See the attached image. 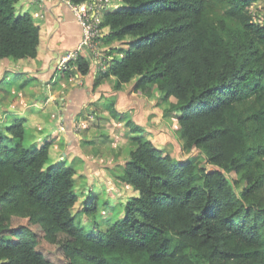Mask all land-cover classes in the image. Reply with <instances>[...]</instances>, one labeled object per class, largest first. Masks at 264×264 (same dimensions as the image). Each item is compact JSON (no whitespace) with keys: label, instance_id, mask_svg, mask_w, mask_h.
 Segmentation results:
<instances>
[{"label":"trees","instance_id":"1","mask_svg":"<svg viewBox=\"0 0 264 264\" xmlns=\"http://www.w3.org/2000/svg\"><path fill=\"white\" fill-rule=\"evenodd\" d=\"M121 1L103 16V39L129 47L121 58V46L107 50L114 58L100 77L115 76L116 89L134 82V91L160 92L205 162L176 159L129 118L137 135L118 178L137 194L101 224L105 201L85 190L86 230L74 213L77 168L52 161V141L28 143L25 118L0 123V264H264V23L252 11L259 0ZM19 2L0 0V60L38 55L40 26ZM69 64L90 71L84 54Z\"/></svg>","mask_w":264,"mask_h":264},{"label":"crops","instance_id":"2","mask_svg":"<svg viewBox=\"0 0 264 264\" xmlns=\"http://www.w3.org/2000/svg\"><path fill=\"white\" fill-rule=\"evenodd\" d=\"M20 5V10L33 14L36 23L40 26L41 41L38 55L35 58L19 60L4 58L0 60V123H10V117L25 118L26 140L36 146L41 145V136L52 135L51 154L55 155L53 151L58 150V155H61L59 158H51L54 162L66 160L78 169L74 161L78 156L76 150L79 149L80 152H83L84 157L82 155V158L86 161V165L89 161L103 165L104 158L85 152L82 146L75 147L73 145L71 140L73 133L79 129L76 134L74 133L79 145L84 143L85 146L91 147L90 149H96V145L103 143L102 141L96 142L95 137L92 136L98 127L103 126L97 121L99 116H105L104 126L109 122L108 129L119 128L131 131L130 127H126L125 121L113 118L109 103H105V99L114 98L110 106L114 105L120 113L126 115L129 113L132 115V120L142 125L138 123H142V121L136 119L132 112L135 109L141 111L139 95L149 96L134 91L132 89L134 82L130 84L131 87L125 83L120 89H116V77L112 75L101 78L103 70L95 63L90 64V71L87 74H82L75 66L69 64L72 73L64 74L66 68L62 69V58L77 48L82 39L83 30L74 12L65 0H20ZM108 32L109 28L105 27L100 47L107 56V61H110L114 58V54L107 50L112 45L120 47L123 43L116 42L107 45L103 37ZM13 73L16 78L7 82L10 85L8 89L1 87L7 76ZM158 93L160 102L161 94ZM109 132L116 134V131L109 130ZM135 135L137 133L132 131L123 135L122 143L124 142L125 148L131 145L129 152L133 145L132 137ZM120 140L121 138L118 136L112 139L115 144ZM119 148L121 147L114 148L119 156L114 160L117 159L122 164L119 168L123 171L127 159L123 162L124 158L119 153ZM63 151L64 153H62ZM98 151L101 150L98 149ZM98 160L101 163L97 162ZM111 167L114 169L113 166ZM119 182L121 181L119 180ZM89 190L91 189L87 188V192ZM134 192L137 194L136 190Z\"/></svg>","mask_w":264,"mask_h":264},{"label":"rangeland","instance_id":"3","mask_svg":"<svg viewBox=\"0 0 264 264\" xmlns=\"http://www.w3.org/2000/svg\"><path fill=\"white\" fill-rule=\"evenodd\" d=\"M121 4H122L121 0H114L111 9H115L119 7ZM20 6L21 5L19 2L17 4V7L20 8ZM252 11L261 15L264 18V1L259 0L256 3H254L252 6ZM129 39L130 38H128V40ZM124 42L121 45V47L115 52L117 58H121V56L124 53H126L129 47V44L126 41ZM15 76L16 75L14 73L9 74V76H7L5 82L2 84L1 87H6L8 89L10 85L7 82L10 81V79H13ZM131 83H128L127 86L131 87L130 85ZM126 93L128 94V92ZM139 96L141 98V100H139L138 98V101H140L141 111L135 109L137 111L132 110L133 111L132 114L135 115L136 119H140L142 121V123L141 122L138 123L143 125L140 126H142V128L144 129L145 136L154 140L159 147L170 152L173 155V157H175L178 160L195 159L201 162H205L204 157L199 149L197 148L190 149L187 146L185 139L181 136L177 121V116L174 113H169L165 111L164 107H162V105L159 103V97H158L159 93L157 92V90H154V92L151 95H148L149 97H146L144 95H139ZM112 99L114 98H106L104 102L109 103L108 105L112 111V116L113 118L117 119L113 114V110H115L116 108L114 107V105L110 106V103L113 102ZM104 117L105 116L102 117L99 116L97 118L98 119L97 121H99L103 126L101 128L98 127V130L95 132V134L92 135L95 137L96 142L98 141L103 142L102 144L96 145V149L95 148L90 149L91 147L85 146L84 143H82V145H79V142L77 141V137H75L76 132L79 131V129L77 128H76L77 131H75L74 132L75 134L73 133L71 137V140L73 141V145L75 147L82 146L85 149V152L96 154L95 156H99V157L101 156L100 158H104L103 159L104 163H102L103 165H97L90 161L87 162L86 165V161L82 158L83 152L82 151L80 152L79 149H78L79 151L76 150L78 156L74 162L78 167L76 182L78 185L77 190L79 194V200L75 205L74 213L77 214V219L78 220L80 219L81 224L85 226L86 230L90 229V225H91L89 222L90 219L87 218L86 215H83L81 213V209L84 207L87 197L89 198V195L85 193V190L87 192V188L88 189L90 188L94 192V194L98 195V198L100 199L101 203L102 201H105V203L104 202L102 203L103 206L101 205V207L105 210V212L102 213V216H100L99 219L101 224H105L109 218L116 219L117 217H119L123 213V207L125 206L127 199L135 194L134 192L135 190L133 187H128L126 184L119 182L118 173L121 172L119 167L122 164L118 162L117 159L114 160L115 158L119 157L118 153L116 152V150H114V148L119 146L121 148H119L118 151L124 158L123 162L125 161V159L129 157V149L131 145L125 148L124 146L125 144L124 142L122 143V139H123V135L126 134V132L131 133V131H124V129H119V128L108 129L107 125H109V122L107 123L106 126H104L106 123V118ZM15 118L10 117V121L14 120ZM129 118H132V115H129V113H127L126 117L123 120L127 122ZM102 119L104 120L100 121ZM93 121L95 122V119ZM97 121L96 123H98ZM127 126L128 124L126 125V127ZM109 130L116 131V134L109 132ZM115 136L121 138V140L118 141L117 144L113 143L112 141V139H115ZM52 139H53L52 135L46 134L44 136H41L40 141L41 144H43L47 140H52ZM98 149H100L101 151L99 152ZM64 151L62 153H64ZM58 152H59L58 150H54L53 153L56 155V157L55 155L51 154V158L52 159L53 157L59 158L61 155H58ZM97 162L101 163L100 160H98ZM69 164H71V162H69ZM110 165L113 166L114 169H112ZM205 166L209 170L213 169V166L211 164L207 163L205 164ZM101 203L99 202V204Z\"/></svg>","mask_w":264,"mask_h":264},{"label":"built area","instance_id":"4","mask_svg":"<svg viewBox=\"0 0 264 264\" xmlns=\"http://www.w3.org/2000/svg\"><path fill=\"white\" fill-rule=\"evenodd\" d=\"M65 1L74 12L83 32L78 47L62 58V67L67 68L71 59L75 60L80 54H85L90 59L91 64L95 63L102 70H105L107 68V58L100 47L104 33L102 21L105 12L113 6L112 0H86L81 3H75L71 0ZM255 17L257 21L264 23L262 16Z\"/></svg>","mask_w":264,"mask_h":264},{"label":"clouds","instance_id":"5","mask_svg":"<svg viewBox=\"0 0 264 264\" xmlns=\"http://www.w3.org/2000/svg\"><path fill=\"white\" fill-rule=\"evenodd\" d=\"M111 8H112V7H111ZM111 8H110V9H111ZM84 55H85V54H84ZM85 56H86V55H85ZM86 57H87V56H86ZM87 58H88V57H87ZM71 60H72V59H71ZM75 60H76V59H75ZM88 60H89V62H90V59H89V58H88ZM109 62H110V61H107V66L109 65V64H108ZM90 64H91V63H90ZM72 66H73V67L75 66V67L77 68L76 65H72ZM68 67H70V66H69V62H68ZM68 67H67V68H68ZM62 69H64V67H62ZM100 69H101V68H100Z\"/></svg>","mask_w":264,"mask_h":264}]
</instances>
